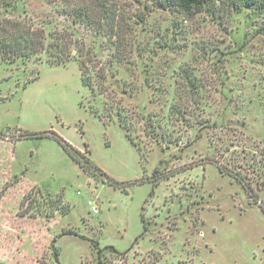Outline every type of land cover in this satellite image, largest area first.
Listing matches in <instances>:
<instances>
[{
    "label": "rangeland",
    "instance_id": "obj_1",
    "mask_svg": "<svg viewBox=\"0 0 264 264\" xmlns=\"http://www.w3.org/2000/svg\"><path fill=\"white\" fill-rule=\"evenodd\" d=\"M14 2L45 37L0 60V264H55L52 239L59 264H264V0ZM51 130L123 189L21 138Z\"/></svg>",
    "mask_w": 264,
    "mask_h": 264
},
{
    "label": "trees",
    "instance_id": "obj_2",
    "mask_svg": "<svg viewBox=\"0 0 264 264\" xmlns=\"http://www.w3.org/2000/svg\"><path fill=\"white\" fill-rule=\"evenodd\" d=\"M256 1L257 0H166L167 3L174 4L183 13H189L192 10H205L211 16H217V3H223L227 7L239 9L242 7L250 6ZM16 6L17 5L15 4L14 0H0V60L12 62L17 57L28 58L33 55H35L36 60H38L39 58L37 57V55L40 53V51H42L41 49L43 48L45 30L43 27L39 26L41 24H36L37 22H35V20L31 17H28L26 19L25 17H21L19 14L7 15V12L15 11ZM44 23L48 24L49 22ZM58 41L59 42H54L52 44L53 48L51 51V57L46 59L48 63H64L67 54L70 52L69 46L64 43L63 40L58 38ZM81 79L83 80V76H81ZM30 137H50L54 139L83 172L94 179H97V174L101 175L102 178L100 179V181L123 189V182L115 181L107 176V174L102 169L94 165L88 159V157H86L84 151L77 149L76 147L71 145L55 131H26L21 138ZM246 190L250 197L254 196V193H252L250 187L246 188ZM260 207L264 212V206ZM144 230L145 227L143 226V231L140 233V235L143 234ZM53 242L54 239L51 240L50 246L52 258L55 264H59L58 252L53 247ZM104 247L111 248L116 255L122 257L128 250L131 249L132 245H130L124 251H118L112 245H105ZM94 249L96 259L95 264H102V248L94 245Z\"/></svg>",
    "mask_w": 264,
    "mask_h": 264
},
{
    "label": "built area",
    "instance_id": "obj_3",
    "mask_svg": "<svg viewBox=\"0 0 264 264\" xmlns=\"http://www.w3.org/2000/svg\"><path fill=\"white\" fill-rule=\"evenodd\" d=\"M90 203H91V202L88 201V204H90ZM91 209H92L93 212H97V209H96L95 206L92 205V206H91Z\"/></svg>",
    "mask_w": 264,
    "mask_h": 264
}]
</instances>
